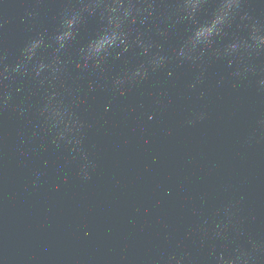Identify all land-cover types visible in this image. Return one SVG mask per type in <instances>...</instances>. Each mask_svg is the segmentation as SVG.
Masks as SVG:
<instances>
[{"label": "water", "instance_id": "95a60500", "mask_svg": "<svg viewBox=\"0 0 264 264\" xmlns=\"http://www.w3.org/2000/svg\"><path fill=\"white\" fill-rule=\"evenodd\" d=\"M0 264H264V0H0Z\"/></svg>", "mask_w": 264, "mask_h": 264}, {"label": "snow or ice", "instance_id": "6c2138e0", "mask_svg": "<svg viewBox=\"0 0 264 264\" xmlns=\"http://www.w3.org/2000/svg\"><path fill=\"white\" fill-rule=\"evenodd\" d=\"M210 30H211V29H207V28L205 29L206 32H207V31H210ZM201 34H203V33H201Z\"/></svg>", "mask_w": 264, "mask_h": 264}, {"label": "clouds", "instance_id": "9594fccd", "mask_svg": "<svg viewBox=\"0 0 264 264\" xmlns=\"http://www.w3.org/2000/svg\"><path fill=\"white\" fill-rule=\"evenodd\" d=\"M210 31H211V30H210ZM210 31H209V32H210ZM103 35H104V34H103ZM103 35H101V36H103ZM198 35H200V33H198Z\"/></svg>", "mask_w": 264, "mask_h": 264}]
</instances>
